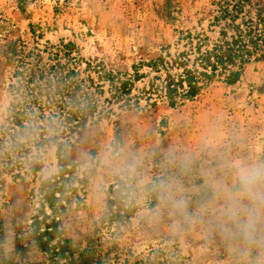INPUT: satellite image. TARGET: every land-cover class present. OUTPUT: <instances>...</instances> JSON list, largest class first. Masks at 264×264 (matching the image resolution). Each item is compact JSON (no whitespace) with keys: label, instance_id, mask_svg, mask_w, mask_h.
Segmentation results:
<instances>
[{"label":"rangeland","instance_id":"obj_1","mask_svg":"<svg viewBox=\"0 0 264 264\" xmlns=\"http://www.w3.org/2000/svg\"><path fill=\"white\" fill-rule=\"evenodd\" d=\"M236 1L0 0V264H244L217 229L215 184L232 188L239 162H264V0H246L261 38L236 83L220 74L175 106L152 89L166 77L154 61L233 33L240 19L216 17ZM53 66L110 112L71 134L50 129L40 144L23 134L14 152L4 135L12 86ZM110 73L133 75L139 104L106 101ZM161 181L185 213L161 200Z\"/></svg>","mask_w":264,"mask_h":264},{"label":"trees","instance_id":"obj_2","mask_svg":"<svg viewBox=\"0 0 264 264\" xmlns=\"http://www.w3.org/2000/svg\"><path fill=\"white\" fill-rule=\"evenodd\" d=\"M245 6L246 0H237L232 6L221 8V16L216 17L218 21L229 18L231 21L240 19V22L230 26L233 27L230 35L228 29L223 28L220 38L211 48L206 44L207 37H199L196 43L192 40L190 49L180 53L171 64L163 57L154 61L152 66L162 63V67H157L156 71L166 69V77L163 80L161 76L154 78L160 83L153 82V91L167 97L170 105L175 106L177 100L184 102L195 97L220 74L225 75L229 82L236 83L240 72L234 68L241 66L251 56L252 45L256 46V40L261 38L260 33L257 35L256 23ZM73 75V70L62 73L59 67L53 66L48 71L49 77L39 76L35 83L29 78L12 86L15 101L12 103L8 117L9 126L4 128V135L12 137L10 144L14 152L20 147L16 138L23 134L29 139L32 135H38L32 141L40 144L50 129L61 131V134H71L87 121H94L97 115L110 112L108 107H100V99L91 91V86L73 79ZM106 78L110 94L106 99L108 103L139 104L140 96L130 95L134 85L132 74L110 73ZM97 90L105 92L102 85ZM59 151L63 154L62 161L65 162L67 149L64 144ZM5 155L7 154L4 152L2 156ZM47 200H54L52 194ZM36 224H40L38 220ZM39 230L40 228L36 230V235L40 236L38 243L47 247L48 243L42 239L45 234Z\"/></svg>","mask_w":264,"mask_h":264},{"label":"clouds","instance_id":"obj_3","mask_svg":"<svg viewBox=\"0 0 264 264\" xmlns=\"http://www.w3.org/2000/svg\"><path fill=\"white\" fill-rule=\"evenodd\" d=\"M126 170L134 173L135 162L126 165ZM215 188L225 198L217 217L220 235L231 242V250L240 253L244 264H264V162H239L232 188L223 181H217ZM158 190L165 204L185 213L186 201L173 198L170 184L161 181ZM207 210L205 206L204 211ZM253 251L259 253L254 261L250 259Z\"/></svg>","mask_w":264,"mask_h":264}]
</instances>
